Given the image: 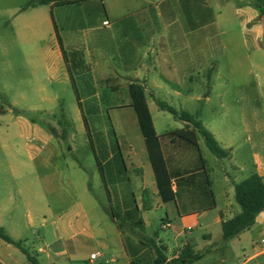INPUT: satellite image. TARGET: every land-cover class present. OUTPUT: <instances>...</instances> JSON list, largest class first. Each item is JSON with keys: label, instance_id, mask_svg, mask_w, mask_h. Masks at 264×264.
Here are the masks:
<instances>
[{"label": "crops", "instance_id": "crops-1", "mask_svg": "<svg viewBox=\"0 0 264 264\" xmlns=\"http://www.w3.org/2000/svg\"><path fill=\"white\" fill-rule=\"evenodd\" d=\"M30 1L20 7L12 23L15 33L16 27H22L21 33L27 41L37 39L44 25L43 36L47 35L48 11L55 14L68 9L70 14L61 19V24L52 19L58 44L53 41L51 52L39 48V54L27 57L36 76L41 71L46 74L45 81L40 79L37 85L41 109L36 110L49 115L59 106V120L84 122V116L89 120L83 109L86 100L95 99L96 105L108 108L133 109L130 85L138 83L145 88L176 198L164 203L159 196L143 135L145 148L140 144L142 147L137 150L132 144L119 143L117 148L111 145L104 148L101 161L105 190L107 196L108 192L110 194V210L117 213L119 221L111 218L121 238L123 228L134 236L129 245L124 244L129 263L155 264L154 249L142 244L138 234L140 236L151 223L150 212L165 209V218L146 239H155L157 246L164 249L168 264L185 248L195 253L209 251L202 259L189 264H264V211L257 215L252 227L231 239L225 247L222 231L223 221L233 219L241 211L235 198V184L255 173L264 179V13L258 6L259 0H84L64 6L50 4L24 9ZM77 8H83L84 13H77L74 10ZM28 13L32 14L24 17ZM226 57L232 59V73L244 59L250 64L252 82L235 88L236 106L245 127L244 143H240L234 130L225 133L221 130L218 135L204 125L221 147L231 152L229 157L217 158L209 164L202 154L203 142L199 134L197 144L168 136L184 129L187 123L181 121L177 129L163 135L158 133L149 99L155 105L159 99L172 107L199 100V96H193L194 86L200 83L209 87L213 76L220 75L222 60ZM100 91L107 94L102 96ZM119 91H124V101L117 100ZM67 96L70 105L75 107L76 119L66 116L64 101ZM21 98L29 99L26 93H22ZM8 104L15 107V104ZM11 112L12 109L0 111V118ZM15 117L19 121L14 119V126L34 130L22 133L29 157L34 160L44 144L56 141L58 155L64 159L59 173L73 170L76 179L70 177L65 187L75 197L89 201L92 191L86 187V177L79 172L83 167L69 162L72 148L67 154L63 149L74 142L77 131L59 137L56 132L42 130L35 121ZM4 133L5 130L0 129V135ZM227 159L229 166L224 164ZM217 165L222 168L220 176ZM130 173L134 179L129 177ZM28 190L31 193L30 188ZM11 197L9 195V199ZM162 230L171 232L167 241H173L172 247L160 237Z\"/></svg>", "mask_w": 264, "mask_h": 264}, {"label": "rangeland", "instance_id": "rangeland-1", "mask_svg": "<svg viewBox=\"0 0 264 264\" xmlns=\"http://www.w3.org/2000/svg\"><path fill=\"white\" fill-rule=\"evenodd\" d=\"M29 0H0V111L11 113L1 115L0 135V223L8 235L16 242H22V247L38 264H130L124 244L129 245L134 237L123 228L121 238L117 226L106 212L111 208L105 184L96 161V154L104 159V148L119 144H132L136 149L144 145L143 137L138 125L137 116L131 108H108L96 105L95 99L86 100L83 107L90 122L92 132L90 140L84 122L69 123L60 118V107L56 106L51 114L38 111L41 103L38 92V82L45 81L46 74L41 71L37 76L28 62L29 54H39V48L50 49L55 37L52 19L61 24L64 16H69L68 9L48 11V33L43 26L42 33L37 39L30 41L23 38L22 27H16L13 32L12 24L20 7ZM39 10H47L40 8ZM77 13H84V9H74ZM40 12V11H38ZM33 13V12H32ZM30 13V14H32ZM72 13V12H70ZM22 15L28 17L30 15ZM21 18V17H20ZM13 25V26H12ZM43 38V41L41 39ZM11 66V67H10ZM232 59L223 58L220 75L213 76L210 86L197 83L193 96L199 100L187 101L184 106H174L178 111H186L198 115V119L219 135V131L238 133L240 143H244L245 127L240 120L235 102V88L243 83L252 82L250 64L247 59L232 73ZM13 70V71H12ZM122 92V94H121ZM22 93L29 97L27 101L21 98ZM85 95L84 91H81ZM104 96L105 91H100ZM120 102L126 99L124 91H119ZM121 94V95H120ZM209 95V96H208ZM158 133L170 132L180 127L181 121L170 113L159 110L158 106L149 99ZM15 104V107L8 106ZM66 116L76 119L74 109L70 105V98L64 101ZM27 110L29 115H17L13 109ZM78 109L79 107L76 106ZM35 121L44 131L56 132L61 137L70 131H77L73 143L64 146L67 152L73 149L69 162L83 167L80 174L86 177V187L90 192L89 201L75 197L70 189L65 187L67 180L72 177L69 173H59L64 166V159L58 155V147L52 141L44 144L40 154L32 160L27 150V141L23 131L14 126L19 121L15 116ZM10 116H13L12 119ZM71 116V117H70ZM202 154L207 163L211 164L217 157L207 148L203 138ZM140 144L142 146H140ZM229 166V159L224 161ZM12 165L15 167L12 168ZM146 165L149 161L146 160ZM221 175V166L216 167ZM79 170V169H76ZM230 172L231 169H228ZM134 179L132 173L129 174ZM28 184V185H27ZM30 188L31 193H29ZM89 191V190H88ZM65 193V194H64ZM11 195V199H9ZM151 223L138 237L140 240L149 238L151 232L158 227L165 218V209H158L149 213ZM171 232L162 230L160 237L172 247L167 236ZM136 237V236H135ZM122 239L124 241H122ZM124 242V243H123ZM93 253H100L102 258L91 260ZM52 256L51 258H48ZM57 256V257H56ZM55 258V259H54ZM57 258V259H56ZM0 260L6 264H33L27 254L20 248L0 239ZM144 264H148L144 261Z\"/></svg>", "mask_w": 264, "mask_h": 264}, {"label": "trees", "instance_id": "trees-1", "mask_svg": "<svg viewBox=\"0 0 264 264\" xmlns=\"http://www.w3.org/2000/svg\"><path fill=\"white\" fill-rule=\"evenodd\" d=\"M80 1L84 0H31L24 7V9L50 4L55 6H64ZM258 4L259 8L261 9V12L264 13V0H259ZM55 29L57 32L56 26ZM57 36L62 47L64 57L66 58V52L63 49L58 32ZM71 79L76 95L79 99V93L73 75L71 76ZM129 92L132 107L137 115L138 124L141 133L144 137L149 154V159L155 174V180L159 196L161 197L164 203L172 202L176 198V194L172 189V176L169 172L168 164L163 152L161 137L158 136L155 129L152 114L147 101L145 88L141 84L134 83L130 85ZM156 103L161 111L170 113L175 119L187 123V126L184 129L169 133L168 136L173 137L175 139L185 140L193 144H197L199 134L203 138L210 152L217 158L223 159L230 156V150H226L221 147L219 142L216 140L215 136L203 125L200 120L197 119V115H192L186 111H178L168 103L159 99H156ZM79 104L80 108L82 109L81 103ZM13 111L17 115H29V112L27 111H22L18 109H13ZM84 124L88 132V136L91 140V130L85 116ZM95 154L100 174L106 186L103 162L101 161V158L97 155V153ZM108 197L111 200L109 192ZM235 198L236 202L241 208V211L233 219L223 221L222 223L224 247L231 239L237 237L240 233L252 227L255 223L257 215L260 212L264 211V179L255 173L247 179L243 180L242 182L235 184ZM106 211L112 218L117 219L119 221V216L116 212H111L110 209ZM118 226L120 227V225ZM0 239L4 240L8 244L20 248L25 254H27L29 260L34 262L33 264H38L36 260H34L29 255V253L22 247V242L14 241L8 235L5 228L1 226ZM141 242L142 244L154 249L156 253L155 264H168L166 262L167 258L165 256L164 249L157 246L155 239H142ZM208 252L209 251L195 253L190 248H185L181 255L177 259L172 260V262L169 264H189L202 259ZM0 264L2 263L0 262Z\"/></svg>", "mask_w": 264, "mask_h": 264}, {"label": "built area", "instance_id": "built-area-1", "mask_svg": "<svg viewBox=\"0 0 264 264\" xmlns=\"http://www.w3.org/2000/svg\"><path fill=\"white\" fill-rule=\"evenodd\" d=\"M105 24H106V25H109V22H105ZM164 228H167V225H164ZM102 257H103L102 254H100V253H95V254H93V255L91 256V260H92V261H95V260L100 259V258H102Z\"/></svg>", "mask_w": 264, "mask_h": 264}, {"label": "water", "instance_id": "water-1", "mask_svg": "<svg viewBox=\"0 0 264 264\" xmlns=\"http://www.w3.org/2000/svg\"><path fill=\"white\" fill-rule=\"evenodd\" d=\"M113 212V211H112Z\"/></svg>", "mask_w": 264, "mask_h": 264}]
</instances>
